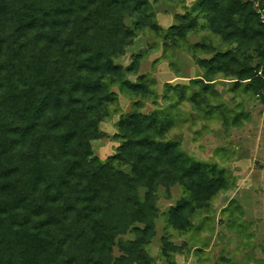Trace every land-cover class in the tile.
Returning a JSON list of instances; mask_svg holds the SVG:
<instances>
[{
	"label": "trees",
	"instance_id": "trees-1",
	"mask_svg": "<svg viewBox=\"0 0 264 264\" xmlns=\"http://www.w3.org/2000/svg\"><path fill=\"white\" fill-rule=\"evenodd\" d=\"M159 1L0 0V264H156L148 248L158 234L161 188L170 200L171 189L182 190L163 212L167 264H177L185 247L201 252L171 242L168 229L192 242L214 232V200L234 181L167 134L181 122L183 102L227 127L250 122L235 96L264 101V26L255 0H196L166 28ZM145 32L162 39L167 57L188 50L203 72L167 82L166 106L148 113L145 102L157 104L159 93L154 77L139 74L147 52L118 62ZM221 78L232 83L231 106L217 89ZM115 87L132 97L133 109L116 124L117 153L102 161L92 141L104 135L100 122L118 113ZM240 208L234 200L225 206L227 226L251 238Z\"/></svg>",
	"mask_w": 264,
	"mask_h": 264
},
{
	"label": "rangeland",
	"instance_id": "rangeland-1",
	"mask_svg": "<svg viewBox=\"0 0 264 264\" xmlns=\"http://www.w3.org/2000/svg\"><path fill=\"white\" fill-rule=\"evenodd\" d=\"M195 3L196 0H186L184 4L161 0L155 4L157 19L167 28L176 23L174 18L176 13L194 10ZM127 22L130 21L127 20ZM203 34L206 33L191 34L190 42L200 41ZM138 51L147 52V58L142 62L139 74L154 77L157 80L156 90L159 93L157 104L153 100L145 102L143 109L145 113L156 110L160 106H166L162 96L167 82L188 83L190 78L203 73L188 50H170L167 57L162 39L148 32L137 37L134 43L127 47L126 54L119 58L118 62L123 65L131 63L133 55ZM130 78L135 79L136 75H130ZM231 84V81L223 78L216 83L217 89L222 94V100L230 106L233 105L230 100L233 94L229 92ZM114 90L119 95L118 113L100 122V130L104 135L92 141L94 155L102 161L109 160L117 153L121 140L116 135L118 133L116 124L122 113L133 109L132 97L123 94L119 87H115ZM235 97L237 100L242 99L244 108L251 114L250 122H246L245 125L227 127L217 119L204 120L201 118L202 114L193 109L189 103L183 102L184 104L178 106L180 108L178 112L183 114L181 122H176L167 134V139L182 141L183 147L194 157L208 162H218L234 181L233 187L228 192L221 193L214 200L216 221L210 223L214 232H202L196 238L198 242H192L188 235L179 236L172 229H168V232L172 234L171 242L182 246L184 241H187L190 245H196L201 249L199 255H196L194 249L191 251L185 247L175 257L177 264H264V101L243 94ZM171 190L173 200L166 197L164 188L159 190V206L162 213L157 221L158 234L148 248L150 254L156 259V264H167L160 257L161 237L166 229V218L163 212L182 194V190L178 187ZM233 200L240 204L241 211L236 216L241 217L240 223H243V220L246 222L248 233L254 234L251 238L227 226L229 213L227 212L224 216L223 212L225 206ZM241 226L237 225L238 228ZM243 231H246V227ZM131 237L132 235L128 233L123 238ZM115 253L120 254L117 248Z\"/></svg>",
	"mask_w": 264,
	"mask_h": 264
},
{
	"label": "built area",
	"instance_id": "built-area-1",
	"mask_svg": "<svg viewBox=\"0 0 264 264\" xmlns=\"http://www.w3.org/2000/svg\"><path fill=\"white\" fill-rule=\"evenodd\" d=\"M254 8L259 16L260 22H262L264 26V0H255Z\"/></svg>",
	"mask_w": 264,
	"mask_h": 264
}]
</instances>
